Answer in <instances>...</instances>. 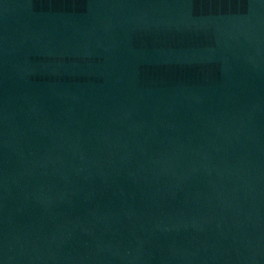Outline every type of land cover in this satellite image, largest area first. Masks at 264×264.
<instances>
[{
  "label": "water",
  "instance_id": "water-1",
  "mask_svg": "<svg viewBox=\"0 0 264 264\" xmlns=\"http://www.w3.org/2000/svg\"><path fill=\"white\" fill-rule=\"evenodd\" d=\"M0 264H264V0H0Z\"/></svg>",
  "mask_w": 264,
  "mask_h": 264
}]
</instances>
